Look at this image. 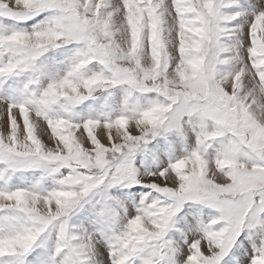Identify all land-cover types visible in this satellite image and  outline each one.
Here are the masks:
<instances>
[{"label":"snow or ice","instance_id":"snow-or-ice-1","mask_svg":"<svg viewBox=\"0 0 264 264\" xmlns=\"http://www.w3.org/2000/svg\"><path fill=\"white\" fill-rule=\"evenodd\" d=\"M0 264H264V0H0Z\"/></svg>","mask_w":264,"mask_h":264},{"label":"rangeland","instance_id":"rangeland-1","mask_svg":"<svg viewBox=\"0 0 264 264\" xmlns=\"http://www.w3.org/2000/svg\"><path fill=\"white\" fill-rule=\"evenodd\" d=\"M45 139H47V138L45 137Z\"/></svg>","mask_w":264,"mask_h":264}]
</instances>
